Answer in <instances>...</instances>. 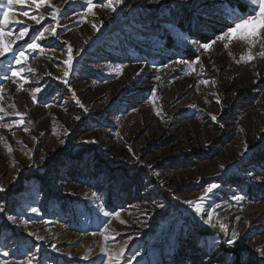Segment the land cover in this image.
I'll use <instances>...</instances> for the list:
<instances>
[{
    "label": "rangeland",
    "instance_id": "rangeland-1",
    "mask_svg": "<svg viewBox=\"0 0 264 264\" xmlns=\"http://www.w3.org/2000/svg\"><path fill=\"white\" fill-rule=\"evenodd\" d=\"M106 2L93 0L95 5ZM193 2L199 13L180 8L184 0H162L161 5L131 0V7L125 0L115 12L95 7V15L85 21L78 15L87 10L84 0H51L61 9L60 39L46 34L39 41L51 50L29 56L34 71L25 73L30 83L24 90L22 82L3 78L11 54L0 59V106L5 109L0 123L18 120L15 111L25 114L23 125L14 124L11 131L0 127V185L7 189L0 203L17 218L13 224L0 214V253H10L0 254V264L27 259L36 248L34 264H100L105 246L120 264H199L201 257L210 264L206 252L214 239L220 241L216 264L230 255L237 264L241 258L264 264L256 251L264 248V59L259 56L264 47L253 49L256 60L237 63L247 50L242 42L234 41L229 49L217 44L208 53L181 46L177 33L209 42L225 27L219 19L223 9L246 11L244 0ZM22 10L27 6L13 5L14 19L24 23L7 27L28 25L29 33L16 40L13 50L26 46L50 22L36 25ZM40 11L47 16L45 7ZM201 21L208 26L201 27ZM93 23L100 25L99 32ZM15 35L4 37L5 43ZM64 41L75 57L68 85L60 79L66 67ZM179 59L192 64V70L173 63ZM35 87L42 91L34 103L30 90ZM211 183L221 187L204 206L220 205L214 222L219 219L239 233L235 247L181 202L196 200ZM235 195L244 200L237 202ZM98 203L111 215L105 217ZM31 206L40 214H32ZM23 219L29 221L26 229L20 225ZM28 231L44 240L29 237Z\"/></svg>",
    "mask_w": 264,
    "mask_h": 264
},
{
    "label": "snow or ice",
    "instance_id": "snow-or-ice-1",
    "mask_svg": "<svg viewBox=\"0 0 264 264\" xmlns=\"http://www.w3.org/2000/svg\"><path fill=\"white\" fill-rule=\"evenodd\" d=\"M69 0H65V3H68ZM149 3L155 4V5H161L162 0H148ZM85 5L87 6V10L83 13H78V15L81 17L82 20L86 21V18L92 14L95 15L93 12V9L97 6L105 7L110 9L112 12H115L118 7H120L122 4L125 3V0H107L106 3L101 5H95L93 3V0H84ZM244 4L246 5V11H241L238 7H232L229 6L222 10L221 15L219 17L220 21L223 22L225 25L224 28L220 31L218 35H215L214 38H212L209 42H201L199 38L196 37H190L189 35L185 33H177V39L178 43L181 46H188L191 45L193 48H196L197 50H201L202 53H208L214 49V46L217 44H221L225 49H229L230 46L233 44L234 41L242 42L247 46L246 54L242 55L239 60H237V63H240L241 61H244L246 63H250L257 59L255 55H253V49L256 48L257 45H260L261 47H264V0H244ZM13 5H21V6H27L28 10H22L21 15L23 17L31 19L36 25L42 24L45 20H49L50 22L44 26L41 30H38L36 33H34L30 39V41L27 43L26 46H21L20 48H17L13 50V44L16 42V40H23L29 33V26L25 25L22 29H13L8 28L7 26L10 24H16L19 25L21 23H24L21 20L14 19L16 13L12 11ZM128 6L131 7V0H129ZM42 7H45L48 14L47 16L40 11ZM180 8H182L185 12H188L191 14L192 12L199 13V9L193 2V0H184V3L179 5ZM0 59L6 58L7 54H11V59L7 60L8 64V71L4 75V79L12 80L13 83H20L21 90H24V85L30 83V79L28 76L25 75V73H32L34 70L28 66V60L29 56L32 53H44L45 51H50L51 49H45L39 41L44 40L47 38V36L55 37L57 40L60 39V36L58 35L57 29L61 28V9L51 3V0H0ZM11 12V15H10ZM204 15H207V13H203ZM200 26L206 28L208 26L207 21H201ZM66 27V26H64ZM92 27L95 31H100V25H97L95 23L92 24ZM16 32V35L14 39L9 40L7 43L4 41V37H12L13 32ZM47 34V36H46ZM65 44H67V41H64ZM87 43V41H85ZM79 53H82L84 51L83 48L77 50ZM27 53V54H26ZM74 49L71 44H67V51H66V59L63 60V64L66 65L63 76L60 77L61 82L65 85H68V76L73 71V62H74ZM229 55H231V52H229ZM261 59H264V52H261L259 54ZM174 64H187L189 69L192 70V64H190L186 60H174ZM195 64H201V61L199 59H196L194 61ZM124 66L121 65L119 68L115 69L117 72H119ZM10 73V74H9ZM49 75H51L49 73ZM257 75H259L257 73ZM159 80L160 78L157 77ZM202 83H209L208 81H202ZM212 83H215V81H212ZM31 96L32 100L35 103L37 94L42 91L40 87H35L34 89H31ZM0 93H3V89L0 88ZM73 97L75 98V92L72 93ZM153 97H155V92H153ZM216 98V103L220 104L221 100L219 98L218 94H214ZM2 99V97H0ZM76 103L85 111L87 112L88 109L85 108V106L80 102V100L77 98ZM154 103V101H153ZM10 107L15 110V104L10 105ZM46 107H51V105H46ZM0 113H5V109L3 106H0ZM158 116L160 115L159 112L156 113ZM24 113H21L19 111H15V116L19 117L18 120H13L11 123L3 124L0 123V127H7L9 131H11L13 125H23L25 123L24 119ZM210 118L212 121H217L216 115H211ZM5 119L4 115H0V121H3ZM76 120H79L80 117H76ZM223 127V125H220ZM24 131H29V129L24 128ZM67 134V133H65ZM0 139H3L0 137ZM35 139V137H33ZM63 143V141H61ZM81 143L84 144H96L98 143L97 140H84L81 141ZM26 147V146H25ZM8 151L11 153L12 149L9 146ZM30 151V150H29ZM131 151V149H129ZM244 152H248V146L245 143L244 144ZM27 154V153H26ZM243 155V152L241 153ZM31 159V157H29ZM44 157L41 158L43 161ZM32 167H38V165L33 164ZM147 167H151V165H148ZM223 170V165L220 166ZM157 176H159V173H156ZM221 185L219 183H211L207 186V188L204 190L203 195L198 197L196 200H186L181 201L182 203L186 204L188 208H190L196 216L200 218V220L209 227L216 229L217 227L221 232L224 233L225 236L228 238L223 241L226 243L230 248L236 246V242L239 239V233L237 231L230 230L229 227L220 221L219 219H216L214 222V216H217L216 209L220 207V205H216L214 207H210V210L205 208V201L211 199V195L214 193V190L219 189ZM7 191V189L0 185V193H3ZM93 197L96 200H99V197L96 196L95 193H93ZM177 198V197H174ZM178 199V198H177ZM234 199L237 202H240L244 200V197L241 195H235ZM98 210L105 216H110L111 213L108 212L103 203H98L96 205ZM156 207L158 208H164L165 205L163 204H156ZM29 211L32 214L39 215L40 209L35 206H31ZM0 214H5L7 218L15 224L17 222V218L12 215H8L6 212V208L3 203H0ZM115 216L119 218L120 213H115ZM47 223V222H45ZM29 224V221L27 219H23L20 221V225L23 228H27ZM105 233L107 232V227L104 229ZM95 235V233H93ZM28 236L33 237L37 241H43L44 237L37 235L34 231H28ZM108 237L105 236V241H107ZM220 241L213 240L208 245V247L211 249L210 251L206 252V255L210 259V264H216V258H215V249L216 245L219 244ZM207 244V242H206ZM127 247V244H125L124 248H121L119 252L117 253L118 256L122 257L124 254V250ZM55 245H53V251H56ZM39 249L36 248L35 252H38ZM256 251L259 253L260 257L264 258V248H258ZM33 252L32 254L27 256V259L24 260H17V261H10L5 260L3 261V264H34V262L37 261V256ZM4 257H8L10 253L7 250H4L2 253ZM102 255L106 257V259L101 260L100 264H120L119 260L113 259V254L109 251V249L105 246L102 249ZM87 257H85L86 259ZM199 264H206L205 259L201 257ZM223 264H237V261L234 256H226ZM239 264H246L245 260L243 258L240 259Z\"/></svg>",
    "mask_w": 264,
    "mask_h": 264
},
{
    "label": "trees",
    "instance_id": "trees-1",
    "mask_svg": "<svg viewBox=\"0 0 264 264\" xmlns=\"http://www.w3.org/2000/svg\"><path fill=\"white\" fill-rule=\"evenodd\" d=\"M22 184H23V181H21L20 184H19V186H18V188L15 189V190H17V192H19L20 190H22V187H23ZM1 196L5 198L7 196H10V194L4 193V194H1Z\"/></svg>",
    "mask_w": 264,
    "mask_h": 264
}]
</instances>
